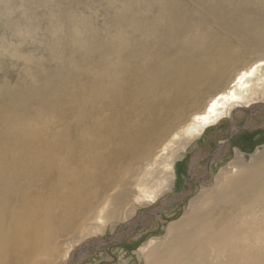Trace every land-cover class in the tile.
I'll return each instance as SVG.
<instances>
[{
    "label": "bare ground",
    "instance_id": "1",
    "mask_svg": "<svg viewBox=\"0 0 264 264\" xmlns=\"http://www.w3.org/2000/svg\"><path fill=\"white\" fill-rule=\"evenodd\" d=\"M262 109L264 0H0V264L155 202L190 112L198 137Z\"/></svg>",
    "mask_w": 264,
    "mask_h": 264
},
{
    "label": "rangeland",
    "instance_id": "2",
    "mask_svg": "<svg viewBox=\"0 0 264 264\" xmlns=\"http://www.w3.org/2000/svg\"><path fill=\"white\" fill-rule=\"evenodd\" d=\"M253 112L198 137L186 133L192 112L177 120L156 149L177 138L175 152H164L175 156L176 177L155 202L139 192L107 208L113 218L100 224L102 233L94 221L96 229L83 235L60 236L56 259L41 263L264 264V109ZM238 183L240 192L217 205Z\"/></svg>",
    "mask_w": 264,
    "mask_h": 264
}]
</instances>
